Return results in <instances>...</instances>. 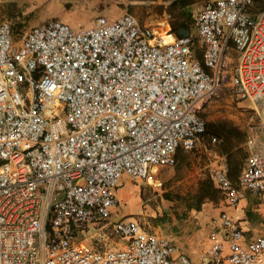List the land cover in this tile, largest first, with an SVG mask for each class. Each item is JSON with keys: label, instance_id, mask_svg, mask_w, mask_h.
<instances>
[{"label": "built area", "instance_id": "1", "mask_svg": "<svg viewBox=\"0 0 264 264\" xmlns=\"http://www.w3.org/2000/svg\"><path fill=\"white\" fill-rule=\"evenodd\" d=\"M260 3L205 1L194 37L162 36L127 13L78 28L48 20L20 41L0 22V264H194L134 217L112 221L122 204L116 190L123 176L161 186L152 171L196 147L206 131L199 106L219 89L231 51L232 97L251 105L263 133L239 183L264 191ZM211 178L235 206L226 172ZM220 219L224 238L213 234L200 264H264V236L247 238L229 216ZM96 226L121 243L76 240Z\"/></svg>", "mask_w": 264, "mask_h": 264}, {"label": "rangeland", "instance_id": "2", "mask_svg": "<svg viewBox=\"0 0 264 264\" xmlns=\"http://www.w3.org/2000/svg\"><path fill=\"white\" fill-rule=\"evenodd\" d=\"M190 1L193 21L189 35L194 37L195 17L206 0ZM102 6L110 11L107 16L120 11L122 14H131L140 24L152 27L162 36L167 31V24L177 23L175 14L179 9L178 5L173 4V0H0V22H9L16 40L20 41L31 28L52 19H59L74 28L88 27L101 15L99 10ZM34 9L35 11L31 12ZM226 56V69L222 74L220 87L214 95L200 104L198 115L204 119L209 129L217 130L225 125L240 131V101L232 97L229 86V73L233 68L234 57L231 51ZM249 113L253 117L252 127H258L259 121L253 110H249ZM260 131L263 137L261 128ZM202 138L204 141L209 139L206 135ZM194 150L195 148L190 152ZM174 167L175 165L160 168H170V173L165 171L159 173L158 170L156 178L161 181V186L148 184L144 180L122 178L117 189L122 188L123 192L125 190L129 192L121 199L122 204L117 208V212L134 217L146 234L167 239L179 248L180 243H184L182 241L188 239L187 236L190 235L182 231L188 225V218L193 220L202 210V205L197 208V188L195 177L191 175L193 171L189 169L180 176L179 169H173ZM258 213L253 211L247 218L255 223L264 224V218ZM195 220L198 221L197 218ZM196 221L192 223L196 224ZM259 236L264 235L257 234L254 238ZM76 240L104 248H114L121 243L117 237L110 235V229H101L99 226L78 233Z\"/></svg>", "mask_w": 264, "mask_h": 264}, {"label": "crops", "instance_id": "3", "mask_svg": "<svg viewBox=\"0 0 264 264\" xmlns=\"http://www.w3.org/2000/svg\"><path fill=\"white\" fill-rule=\"evenodd\" d=\"M207 1L209 0H206V2ZM191 7L192 5L190 4L186 8L180 7L178 10L191 13ZM34 11L35 9L31 12ZM99 11L101 14L100 16H104L110 20L119 17V15H123L122 11H120L117 14L114 13L107 16L106 14H109L110 11L105 6L100 7ZM176 12L178 13V11ZM177 13L175 15H178ZM183 20L185 19H182V21ZM192 21L193 16L191 15V22ZM170 26L171 25L169 24L166 25V28H169H165L167 30L166 32L169 31L171 33ZM171 35L176 36L175 34ZM249 110H252L251 105H249V103L245 101H240V131L238 130V133H240L239 141H225L222 136H219L214 132V129H212V131L206 135L209 139L204 141V138H201L202 141L199 140L197 142L194 151L188 152L180 150L176 154L175 167L173 169H179L181 173L180 176H183L184 172L188 171L189 169L193 171L191 175L195 177L194 179L197 192L202 186V182L206 180L208 183L207 185L210 186L211 192L214 193V195H217L214 192L217 191V189L213 179L211 178V171L222 169L226 172L238 196V202L235 206L229 205L228 200H224L222 197H220V199L216 202L206 201L201 206L202 210L198 212L197 216H194L193 220H191V218H188V225L182 231L184 233L190 234L189 236H187V238H189L182 241L184 243H180L179 248H176L179 252L187 255L194 264H200L202 262V252L207 251V249L211 245V237L213 236V234H215L216 237L220 239L224 238L223 230L220 228V218L224 214L238 223L247 238H254V236L257 234L264 235V224L255 223L254 221L247 218V216H249V214L253 211L259 212L258 215L260 214L264 218V191L259 195H254L251 192L243 189L239 183L241 172L250 156V153L252 151L256 152L261 150L263 140L262 134L260 133V125L258 124V127L256 128H253L251 125L253 117H251ZM252 137H256L255 141L257 144V149H250L247 146L248 139ZM192 162H194V164ZM188 165L190 168L188 167ZM156 170L157 169H154L152 171L153 175L158 174V170L159 173H161V171H165L167 173L171 172L170 168H159L157 171ZM123 178H127V176H123ZM126 192L129 191L125 190L123 192L122 188H119L116 190V195L117 197L120 196L121 198L119 199L121 200ZM258 206H260V208H258ZM199 213H201V215H199ZM124 215L127 216L124 213H117L112 218V221H116ZM195 218H197L198 221H196ZM193 221H196V224H193ZM186 244L189 246H187Z\"/></svg>", "mask_w": 264, "mask_h": 264}, {"label": "trees", "instance_id": "4", "mask_svg": "<svg viewBox=\"0 0 264 264\" xmlns=\"http://www.w3.org/2000/svg\"><path fill=\"white\" fill-rule=\"evenodd\" d=\"M173 4L178 5L179 8H186L192 3L190 0H173ZM257 8L262 9L264 8V5L260 3L257 5ZM177 14V23L171 25V33L175 34L177 37L189 35L191 31V13L186 11L182 12L178 10ZM181 18L185 20L182 21ZM211 131L212 129H209V126L206 125V131L204 136L209 134ZM214 132L217 133L219 136H222L224 140L228 142L232 140H240V133H238V130H235L230 127H225V125H222L217 130H214ZM207 184L208 183L206 180L203 181L202 186L199 188V191L196 194V200L198 201L197 208H199V206L204 204L206 201L216 202L220 199V197H222L218 190L214 191L217 194L214 195V193H212L210 190V186Z\"/></svg>", "mask_w": 264, "mask_h": 264}, {"label": "bare ground", "instance_id": "5", "mask_svg": "<svg viewBox=\"0 0 264 264\" xmlns=\"http://www.w3.org/2000/svg\"><path fill=\"white\" fill-rule=\"evenodd\" d=\"M170 39V37H167V38H165V41H167V40H169ZM157 171V170H156ZM125 194V193H124Z\"/></svg>", "mask_w": 264, "mask_h": 264}]
</instances>
